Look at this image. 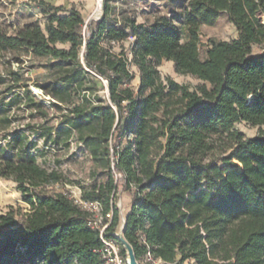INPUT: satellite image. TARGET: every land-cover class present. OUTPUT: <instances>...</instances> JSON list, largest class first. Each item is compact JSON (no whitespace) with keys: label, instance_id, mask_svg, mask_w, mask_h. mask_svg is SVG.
I'll return each mask as SVG.
<instances>
[{"label":"trees","instance_id":"1","mask_svg":"<svg viewBox=\"0 0 264 264\" xmlns=\"http://www.w3.org/2000/svg\"><path fill=\"white\" fill-rule=\"evenodd\" d=\"M29 1L46 15L45 28H0V53L46 60L53 78L38 86L60 115L55 127L28 124L11 132L9 150L0 147V178L16 184L28 207L0 211V264H105L87 214L47 190L64 175L37 162L28 130L44 147L75 133L103 177L81 197L113 213L107 236L116 241V202L130 192L124 236L139 264H264V0H185L183 30L165 14L148 24L116 16L111 0L88 21L72 6ZM222 14L236 37L202 42L200 28ZM165 60L196 86L162 79ZM239 122L258 134L245 136Z\"/></svg>","mask_w":264,"mask_h":264},{"label":"rangeland","instance_id":"2","mask_svg":"<svg viewBox=\"0 0 264 264\" xmlns=\"http://www.w3.org/2000/svg\"><path fill=\"white\" fill-rule=\"evenodd\" d=\"M44 1L65 8L72 6L81 12L86 21L98 19L102 12V0ZM184 2L185 0H111V4L116 9V16L134 17L137 22L148 24L155 17L165 14L182 30L179 15ZM261 19L263 21V17ZM45 21L46 15L29 0H0V28L7 34H14L23 29L25 24L31 22L38 23L44 29ZM236 34L235 27L229 22L226 14H222L214 25L200 28V38L205 43L210 39L227 41L235 38ZM131 41V39H128L121 43L125 50H128ZM118 45H115L116 51H118ZM64 47L74 51L72 45H64ZM45 63V59H36L25 53L9 50L0 53V77L4 79V82L0 83V101H7L11 91L25 92L27 90L31 98V100H25V104H28V109L25 111L18 106L14 108L13 113L17 118L16 123L12 124L7 130L0 129V147L9 150V146L3 141V137L15 128H21L27 124L45 123L54 127L57 125L60 112L50 107L48 103L52 100L51 96L38 86L53 78V72L45 67ZM130 69L135 73L130 86L136 91L139 82L138 71L135 67H130ZM12 71L17 72L20 76L18 83L14 82L12 75L9 74ZM158 71L162 79L170 76L176 82L190 87L196 86L198 82L190 75L177 73L173 69L171 61H162ZM103 82L98 81L95 85L97 94L102 98L106 96L107 92ZM10 86L14 87L9 88ZM31 102L39 103L41 106H30L29 103ZM41 111L45 112V115L40 113ZM235 128L242 131L245 136H255L259 132L257 126H252L247 122L236 123ZM26 135L31 140H36V147L32 151L37 156V162L42 167L60 170L64 175L62 183L50 185L47 190L52 192L62 191L68 196H73L78 192V189L89 190L92 184L102 181L100 168L95 165L89 152L78 142L75 133L69 135L68 138L60 141L54 147L51 145L44 147L42 140L38 139L36 133L32 130H28ZM130 199V192L122 191L117 203L119 202L120 207L126 210ZM10 207L20 213L28 210L27 205L20 200L16 184L9 179L0 178V211L5 212ZM141 264H145L144 260Z\"/></svg>","mask_w":264,"mask_h":264},{"label":"built area","instance_id":"3","mask_svg":"<svg viewBox=\"0 0 264 264\" xmlns=\"http://www.w3.org/2000/svg\"><path fill=\"white\" fill-rule=\"evenodd\" d=\"M68 196V195H67ZM72 199L74 205L76 204L81 210L87 214V225L92 229H96L99 234V238L102 243L101 253L105 264H127V260L120 254L119 244L117 241L107 236L108 226L112 219L113 213L110 210L104 212L102 210L100 202L96 200H85L81 197V190L73 196H68ZM146 258L151 260L149 254L146 253ZM159 261H155V264H159Z\"/></svg>","mask_w":264,"mask_h":264},{"label":"crops","instance_id":"4","mask_svg":"<svg viewBox=\"0 0 264 264\" xmlns=\"http://www.w3.org/2000/svg\"><path fill=\"white\" fill-rule=\"evenodd\" d=\"M10 75H12V79L14 82L18 83L20 80V76L17 74V72H9ZM4 82V79L0 77V83ZM14 86H10L9 88H13ZM28 91L25 90V92H10V97H7V101L1 100L0 101V129L7 130L11 125L15 124L17 121V118L15 117L13 111L15 107H20L24 111L28 109V104H25V100H30V96L28 95ZM47 94V93H46ZM45 115V112H44ZM28 125V124H27ZM23 128H26V126H23L21 128H15L9 133H7L3 137V141L5 143H8L10 141L9 135L11 132L15 130H22ZM1 143V141H0Z\"/></svg>","mask_w":264,"mask_h":264},{"label":"water","instance_id":"5","mask_svg":"<svg viewBox=\"0 0 264 264\" xmlns=\"http://www.w3.org/2000/svg\"><path fill=\"white\" fill-rule=\"evenodd\" d=\"M261 17L262 14H261ZM84 44L83 43V48H82V52L84 50ZM82 55V54H81ZM80 55V56H81ZM130 205V202H129ZM116 208L117 211L119 213V219H118V223L115 227V230L113 232V236L117 239V241L123 245L124 249H125V260H127V264H139L138 259H136L134 251H133V247L131 244H129V242L126 240L125 236H124V231H125V226H126V218H127V212L129 211V206L128 209H122L119 205V202H116Z\"/></svg>","mask_w":264,"mask_h":264},{"label":"bare ground","instance_id":"6","mask_svg":"<svg viewBox=\"0 0 264 264\" xmlns=\"http://www.w3.org/2000/svg\"><path fill=\"white\" fill-rule=\"evenodd\" d=\"M263 21H264V18H263Z\"/></svg>","mask_w":264,"mask_h":264}]
</instances>
